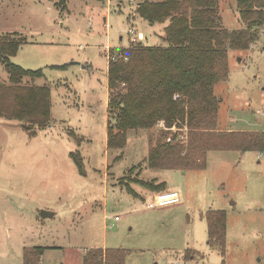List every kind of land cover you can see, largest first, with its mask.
Returning <instances> with one entry per match:
<instances>
[{"label":"rangeland","instance_id":"1","mask_svg":"<svg viewBox=\"0 0 264 264\" xmlns=\"http://www.w3.org/2000/svg\"><path fill=\"white\" fill-rule=\"evenodd\" d=\"M56 1L58 9L47 1L0 0V36L21 33L30 41L11 60L43 68L33 82L51 88L50 125L28 131L0 117L2 216L15 224L31 210L58 214L51 222L64 248L46 252L38 264H83V252L93 248L123 249L125 264L175 258L183 264H264V154L211 150L202 169L150 167L149 149L163 132L167 142L175 134L179 142L188 140L186 125L164 119L149 130H128L124 148L108 145V56L143 42L140 31L147 45L162 44L166 22L144 20L136 11L143 0H69L70 14L63 10L66 0ZM219 9L224 28H242L237 0H219ZM228 65V78L215 88L218 130L264 131V32L248 49L230 48ZM8 81L0 61V82ZM72 151L83 157L84 173ZM138 180L167 181L181 202L149 207L153 191ZM215 208L227 213L224 253L209 239L205 214ZM0 264L18 260L0 253Z\"/></svg>","mask_w":264,"mask_h":264},{"label":"trees","instance_id":"2","mask_svg":"<svg viewBox=\"0 0 264 264\" xmlns=\"http://www.w3.org/2000/svg\"><path fill=\"white\" fill-rule=\"evenodd\" d=\"M136 11L151 25H167L162 44L131 42L119 57L109 60L108 145L124 148L128 130H149L164 119L169 125H186L188 140L179 142L175 134L167 142L168 132H163L149 149L147 160L153 168L202 169L211 150L264 151L263 130H218L221 99L214 91L217 83L228 78L229 49H248L261 38L264 0H237L243 26L233 31L222 26L219 0H143ZM25 41L19 34L0 36V61L9 73V81L0 82V117L18 120L32 131L50 125L51 88L33 82L44 75L43 68L28 69L11 60ZM28 77L32 82L25 80ZM70 155L84 173L80 152ZM138 181L152 191L166 189L165 181ZM205 216L210 242H216L224 253L226 210L210 209ZM33 250L25 252V264L40 262L44 248ZM125 258L123 249L93 248L83 257V264H125Z\"/></svg>","mask_w":264,"mask_h":264},{"label":"crops","instance_id":"3","mask_svg":"<svg viewBox=\"0 0 264 264\" xmlns=\"http://www.w3.org/2000/svg\"><path fill=\"white\" fill-rule=\"evenodd\" d=\"M43 1L44 2L47 1V3H49V4H54L56 9H58V6H59L58 1H56V0H40V2H43ZM69 2H70L69 0H66L65 7L63 9L64 11H67V13L70 12V8L68 7ZM120 3H122V2L120 1ZM117 8L122 9V4H118ZM120 11H122V10H120ZM69 14H67V15H69ZM106 18H105V20H107ZM139 19L142 20L141 18H139ZM166 25H167V22H166ZM141 33H142V36L144 39L143 43L145 45H147V43H145V40L147 39V37L144 35L143 32H141ZM19 35L24 37V35H22L21 33H19ZM31 43H34V42L32 41ZM29 44H30V41L26 38V41L21 44L19 49L21 50V48L23 46L29 45ZM106 48L108 49V47H106ZM123 48H125V47H123ZM228 59H229V56H228ZM18 62L21 63L20 61H18ZM83 67L85 68L86 64H83ZM108 67H109V56H108L107 72H108ZM216 85H215V88H216ZM215 88H214V91H215ZM107 92H108V101H109L108 78H107ZM218 121H219V119H218ZM246 152H243V153L245 154ZM258 154H259V152H258ZM184 171H187V170H184ZM165 182H166V189L165 190H168L167 189L168 182L167 181H165ZM159 192L153 191V197L155 198L156 194ZM219 209H222V208H218V210ZM38 210H40V209H38ZM46 210L52 212L53 215L48 216V217H44L42 215V213L39 214V213H36L33 210H31V212L25 213L24 219L21 218L20 222L15 223V224H13L10 220L5 219L2 216V212H0V253L1 254H10V252H12L13 255L16 256V259L18 260V264H25V262H24L25 252L29 251L31 253H35L33 250L34 247H43L44 248V251L40 256V260L43 257H45L46 252H48V251L56 252V250H58L60 248H64V245H62L61 241H60L61 232H60L57 224L55 222H51V219H54L58 214L56 211H51L50 209H46ZM212 210H217V208L212 209ZM13 230H17L16 231L17 235L15 234L16 239H12ZM189 249H191V248H189ZM86 251L87 250H85L83 252V257L87 253ZM174 260H181V259L175 258L172 261H174Z\"/></svg>","mask_w":264,"mask_h":264},{"label":"built area","instance_id":"4","mask_svg":"<svg viewBox=\"0 0 264 264\" xmlns=\"http://www.w3.org/2000/svg\"><path fill=\"white\" fill-rule=\"evenodd\" d=\"M130 34H134V30L130 29ZM138 36L140 39L143 38L142 33L139 32ZM135 40V37H132ZM115 58V57H113ZM259 154L263 156L264 151H260ZM181 202V194L177 190H164L156 194L154 201L149 204V207H162V206H168L173 205ZM116 219H119L118 216H116ZM170 264H183L181 260H174Z\"/></svg>","mask_w":264,"mask_h":264},{"label":"water","instance_id":"5","mask_svg":"<svg viewBox=\"0 0 264 264\" xmlns=\"http://www.w3.org/2000/svg\"><path fill=\"white\" fill-rule=\"evenodd\" d=\"M42 215L44 216V217H48V216H52L53 215V213L52 212H50V211H48V210H42Z\"/></svg>","mask_w":264,"mask_h":264}]
</instances>
